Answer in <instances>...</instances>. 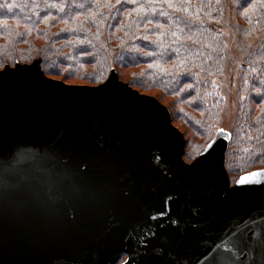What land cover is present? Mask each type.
Masks as SVG:
<instances>
[{
	"label": "water",
	"instance_id": "obj_1",
	"mask_svg": "<svg viewBox=\"0 0 264 264\" xmlns=\"http://www.w3.org/2000/svg\"><path fill=\"white\" fill-rule=\"evenodd\" d=\"M228 139L218 131L186 162L168 109L114 71L98 85H67L47 77L39 59L5 66L0 264H215L230 256L264 224V167L231 184ZM28 149L57 161L47 195L20 179Z\"/></svg>",
	"mask_w": 264,
	"mask_h": 264
},
{
	"label": "trees",
	"instance_id": "obj_2",
	"mask_svg": "<svg viewBox=\"0 0 264 264\" xmlns=\"http://www.w3.org/2000/svg\"><path fill=\"white\" fill-rule=\"evenodd\" d=\"M36 59L47 76L93 86L114 71L155 97L185 156L176 123L208 136L232 103V124L202 150L229 135L231 184L264 167V0H0V69ZM231 68L235 94L215 91L212 78Z\"/></svg>",
	"mask_w": 264,
	"mask_h": 264
},
{
	"label": "rangeland",
	"instance_id": "obj_3",
	"mask_svg": "<svg viewBox=\"0 0 264 264\" xmlns=\"http://www.w3.org/2000/svg\"><path fill=\"white\" fill-rule=\"evenodd\" d=\"M25 64H30V63H25ZM124 76L126 77V75H124ZM236 76H237L236 70H233L231 68L230 70H228V72L222 74L220 77H216V76L213 77L211 81H212V84H214V90L215 91L217 90L218 92H222L223 94H227L228 91H232L233 95H234L235 94V90L234 89H230V87H231L230 78L231 77H233V78L235 77L236 78ZM47 77H49L51 79H54V80H57V81H62L63 83H65L67 85H84L83 81H78L76 79H63V77H60V76H47ZM90 86H92V85H90ZM165 102H166L165 104L170 103L169 99H165ZM227 103L228 102H226L224 104V106H225V108L228 107L227 108L228 111L224 112V113L221 112V114H220V117H221L220 123H218V127H216L217 125H215V128H214L213 132L210 135H208L209 139H211L213 137V135L216 132L217 128H218V130L219 129L227 130L229 128V126L232 124V120L234 118V112H235L234 104H232V103L231 104H227ZM174 108L177 109L176 107H174ZM215 123H216V121H215ZM176 124L187 135L188 143H187V146H186V156L184 154V160L186 162H190L191 158L195 157V155L197 154L196 152H199V151L202 150L205 142L207 141L208 136L195 134L193 131H191L188 128H186V126H184L181 122H177ZM219 127H221V128H219ZM234 148L235 147L233 146L232 149H234ZM123 259H124V257L122 258V260Z\"/></svg>",
	"mask_w": 264,
	"mask_h": 264
},
{
	"label": "snow or ice",
	"instance_id": "obj_4",
	"mask_svg": "<svg viewBox=\"0 0 264 264\" xmlns=\"http://www.w3.org/2000/svg\"><path fill=\"white\" fill-rule=\"evenodd\" d=\"M218 135H223V133H218ZM211 147L209 145V148ZM246 181L247 177H242L238 184H243ZM235 235L236 233H233V236ZM216 248L219 249L220 245H217ZM229 251L232 253L230 256H218L215 264H264V224L260 227L253 226L251 234L246 236L243 241H237L233 246H230ZM211 255L212 253H209V256Z\"/></svg>",
	"mask_w": 264,
	"mask_h": 264
},
{
	"label": "clouds",
	"instance_id": "obj_5",
	"mask_svg": "<svg viewBox=\"0 0 264 264\" xmlns=\"http://www.w3.org/2000/svg\"><path fill=\"white\" fill-rule=\"evenodd\" d=\"M28 155H20L19 160L27 162V174L21 176V181L28 183L29 187L38 188L43 195H47L53 183V175L57 167V161L47 151L28 149Z\"/></svg>",
	"mask_w": 264,
	"mask_h": 264
}]
</instances>
